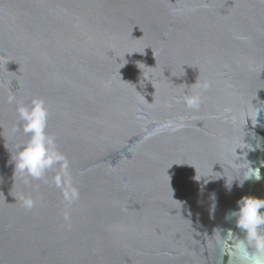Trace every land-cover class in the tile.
<instances>
[{
    "label": "water",
    "instance_id": "obj_1",
    "mask_svg": "<svg viewBox=\"0 0 264 264\" xmlns=\"http://www.w3.org/2000/svg\"><path fill=\"white\" fill-rule=\"evenodd\" d=\"M34 97L66 162L14 180ZM243 196L264 198V0H0V264H235Z\"/></svg>",
    "mask_w": 264,
    "mask_h": 264
},
{
    "label": "clouds",
    "instance_id": "obj_2",
    "mask_svg": "<svg viewBox=\"0 0 264 264\" xmlns=\"http://www.w3.org/2000/svg\"><path fill=\"white\" fill-rule=\"evenodd\" d=\"M184 102L189 109H197L201 101L198 95H185ZM8 103H16L15 96H9ZM260 111L261 108L259 113ZM16 113L20 126H14L13 130L22 131L27 140L16 145V153L12 157L14 180L18 174L22 180L25 178L43 180L50 171L57 166L63 167L66 162V157L57 147L56 137L48 131L50 109L43 98L34 97L30 104H16ZM242 163L234 162L233 167L240 168ZM242 174L246 177L244 181L261 179L260 169H254L250 163L243 169ZM53 180L59 187L60 175L56 174ZM244 181L240 182L241 188ZM19 201L26 209L35 206V201L31 197L21 195ZM236 204L235 209L226 213V219L234 220L235 227L241 234L232 244L235 264H264V198L243 196ZM232 232L231 229L227 231L226 237L221 241L222 244L230 240Z\"/></svg>",
    "mask_w": 264,
    "mask_h": 264
}]
</instances>
